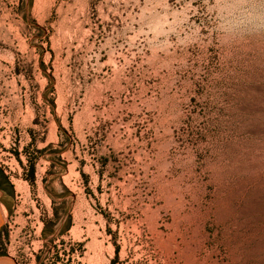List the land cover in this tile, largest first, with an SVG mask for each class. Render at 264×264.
Listing matches in <instances>:
<instances>
[{"label": "rangeland", "instance_id": "rangeland-1", "mask_svg": "<svg viewBox=\"0 0 264 264\" xmlns=\"http://www.w3.org/2000/svg\"><path fill=\"white\" fill-rule=\"evenodd\" d=\"M0 264H264V0H0Z\"/></svg>", "mask_w": 264, "mask_h": 264}]
</instances>
